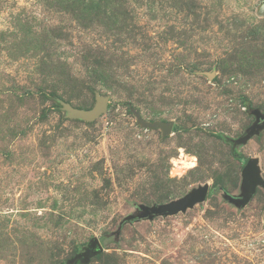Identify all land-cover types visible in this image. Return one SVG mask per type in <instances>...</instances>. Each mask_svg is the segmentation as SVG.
Here are the masks:
<instances>
[{
  "label": "rangeland",
  "instance_id": "obj_1",
  "mask_svg": "<svg viewBox=\"0 0 264 264\" xmlns=\"http://www.w3.org/2000/svg\"><path fill=\"white\" fill-rule=\"evenodd\" d=\"M255 111L264 0H0V264H264Z\"/></svg>",
  "mask_w": 264,
  "mask_h": 264
},
{
  "label": "water",
  "instance_id": "obj_2",
  "mask_svg": "<svg viewBox=\"0 0 264 264\" xmlns=\"http://www.w3.org/2000/svg\"><path fill=\"white\" fill-rule=\"evenodd\" d=\"M107 108L108 99L102 96H97L96 104L93 108L89 110L72 109V111L74 113V116L91 121L101 115L103 112H105ZM255 115L257 117L256 122L250 127L247 135L242 138L241 141H246L250 136L264 128V114L260 113L259 111H255ZM149 126L160 127L164 130L165 133H170L172 131L173 123L156 122L154 124H149ZM242 177L243 183L246 186V192L242 194V196H239L237 198H230L238 204L243 205L254 196L259 186H264V179L261 175L258 159L249 158L247 160L242 170ZM209 190V185L205 184L178 200H174L169 203L160 205L142 206L143 210L140 216L143 218L152 219L160 215L166 216L170 214H176L180 211H185L188 207H193L195 204L204 201L207 198ZM95 246H99V243H95Z\"/></svg>",
  "mask_w": 264,
  "mask_h": 264
},
{
  "label": "trees",
  "instance_id": "obj_3",
  "mask_svg": "<svg viewBox=\"0 0 264 264\" xmlns=\"http://www.w3.org/2000/svg\"><path fill=\"white\" fill-rule=\"evenodd\" d=\"M234 153L236 154L237 153V150H235ZM240 158H241V156L238 155V159H240Z\"/></svg>",
  "mask_w": 264,
  "mask_h": 264
},
{
  "label": "bare ground",
  "instance_id": "obj_4",
  "mask_svg": "<svg viewBox=\"0 0 264 264\" xmlns=\"http://www.w3.org/2000/svg\"><path fill=\"white\" fill-rule=\"evenodd\" d=\"M191 165L193 164V161H192V163H190Z\"/></svg>",
  "mask_w": 264,
  "mask_h": 264
}]
</instances>
